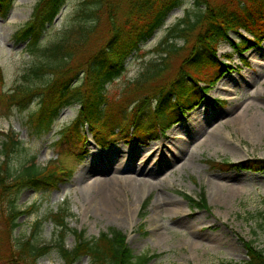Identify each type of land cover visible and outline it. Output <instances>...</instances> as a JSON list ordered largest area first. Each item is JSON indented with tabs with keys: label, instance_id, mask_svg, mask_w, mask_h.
<instances>
[{
	"label": "rangeland",
	"instance_id": "374dc122",
	"mask_svg": "<svg viewBox=\"0 0 264 264\" xmlns=\"http://www.w3.org/2000/svg\"><path fill=\"white\" fill-rule=\"evenodd\" d=\"M38 1L12 0L8 12L0 15V94L13 91L22 83L23 75L37 60L29 55L28 42L17 40L14 34L32 17ZM82 1L67 0L53 23L47 25L42 43H50L72 23ZM188 11L190 14L196 11L194 0H181L154 35L132 52L125 71L107 86L109 102L136 99L134 91L128 89L130 83L140 77L151 61L160 58L158 45ZM102 27L100 37L106 30L105 24ZM241 31L250 36L246 30ZM232 37L240 39L236 33H232ZM176 42L181 46L184 44L182 39ZM218 55L228 61L231 68L206 89L198 106L185 111L182 121L157 140L145 144L120 141L100 150L102 156L115 159L116 163L127 156L128 160H135L136 170H129L128 162L121 175L133 176L141 184L122 181L120 196L115 200L117 208L110 213L98 206L94 197L97 188L91 189V182L97 175L87 174L88 163L91 146L98 145L86 125L84 133L89 152L81 161L74 159L73 177L43 194L31 187L20 192L18 203L22 208L33 202L38 207L18 219L14 238L26 239L37 218L68 207L70 228L85 231L89 239L110 228L121 230L127 234V242L135 255L158 254L147 264H242L248 259L243 240L264 249V216L261 215L264 214V171L213 168L208 162L239 163L264 158V39L259 46L245 51L242 57L229 42L221 41ZM45 78L34 79L31 83L41 85ZM38 104L39 99L35 98L24 111L13 109L10 114H0V163L4 159V133L8 132L19 134L28 152L36 154L40 166H46L59 156L55 145L59 132L73 122L80 107L64 108L52 131L38 134L26 121L27 114ZM4 110L8 111L7 107ZM213 134L215 143L208 141ZM119 148L123 149L122 153H113ZM99 157L100 154H96V158ZM108 166L111 169L112 166ZM140 169L153 171V174L138 172ZM109 174L103 177H109ZM201 193L207 200V209L193 207L189 200V197L199 199ZM6 230V224L0 218V233L6 234ZM54 236L53 222L47 220L34 242L50 244ZM65 242L69 248L75 245L73 231L67 233ZM4 250L5 246H2L0 252ZM0 264L9 263L1 261ZM39 264L65 262L54 249L40 258ZM76 264H89V260L83 257Z\"/></svg>",
	"mask_w": 264,
	"mask_h": 264
},
{
	"label": "trees",
	"instance_id": "16d2710c",
	"mask_svg": "<svg viewBox=\"0 0 264 264\" xmlns=\"http://www.w3.org/2000/svg\"><path fill=\"white\" fill-rule=\"evenodd\" d=\"M66 2L39 0L32 17L14 34L17 40L28 42L29 55L37 60L23 75L22 83L0 94V114H10L13 109L24 111L37 98L39 104L27 114L26 121L35 133L48 134L64 108H80L73 122L59 132L55 142L59 156L46 166L36 162V154L28 152L19 134L4 133L0 218L7 230L6 234L0 233V248L5 246L0 262L39 264L40 258L56 249L65 264H76L83 257L89 264H147L158 254L135 255L121 230L110 228L89 239L85 231L70 228L68 207L37 218L26 239L14 238L18 219L38 207L33 202L22 208L18 203L20 192L31 187L43 194L73 177L74 159L81 161L87 153L86 125L95 142L109 148L120 141L144 144L159 139L182 121L185 111L198 105L206 89L231 68L218 55L221 41L229 42L241 57L263 41L264 0H194L196 11H188L158 45L160 58L151 61L130 83L128 89L134 91L136 99L116 102H109L108 84L125 71L128 57L154 35L181 0H83L72 23L53 41L42 43L47 25L53 23ZM11 3L12 0H0V15L8 12ZM103 24L106 30L100 37ZM241 29L252 36L243 35ZM232 33L240 39H233ZM178 39L184 41L183 46L176 42ZM40 78H45L43 84L31 83ZM208 162L213 168L264 171V158L239 163ZM189 199L193 207L208 208L204 194L199 201ZM47 220H52L55 228L53 243L36 244L34 239ZM70 231L75 235L72 248L65 242ZM243 243L248 259L242 264H264V249L251 241Z\"/></svg>",
	"mask_w": 264,
	"mask_h": 264
},
{
	"label": "bare ground",
	"instance_id": "6f19581e",
	"mask_svg": "<svg viewBox=\"0 0 264 264\" xmlns=\"http://www.w3.org/2000/svg\"><path fill=\"white\" fill-rule=\"evenodd\" d=\"M216 137L215 134L210 135L208 137V141H211L213 143H215L216 141ZM95 149H99L98 151ZM100 150H104V149H100L98 147H93L91 146V156L89 157V163H88V171L87 174H95L97 175L95 178H93V181L91 182V186L92 190L97 188V190L95 191V195L94 197L98 200L97 205L100 206L101 208L107 209L108 211L114 209V207L117 208V205L115 203V200H117V198L120 196V186L122 184V181H132L135 182L136 184L140 183L138 181H136L135 177L133 176H122L121 172L124 171V168L126 167V163L128 164L129 162V170H136V168H134V159L131 158L128 160V156L126 158H124L121 162L116 163L115 159L114 160H108L106 157L102 156V151ZM123 149L119 148L113 151V153H122ZM136 153H138V151H135ZM96 154H100L99 158H96ZM95 158V159H94ZM143 158V156H142ZM141 158V159H142ZM147 159H145L146 161ZM144 163V161H143ZM108 164H110L112 167L111 169L110 166H108ZM138 172L141 173H147L148 175L153 174V171H146L144 169H140L137 170ZM109 174V177H103L104 174ZM141 182H145L143 180H139ZM141 184V183H140ZM111 217H113L112 214H110Z\"/></svg>",
	"mask_w": 264,
	"mask_h": 264
}]
</instances>
